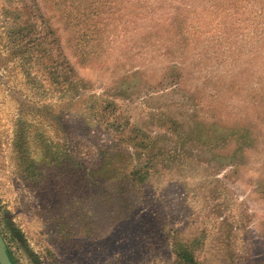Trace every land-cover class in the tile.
Returning <instances> with one entry per match:
<instances>
[{
  "label": "rangeland",
  "instance_id": "rangeland-1",
  "mask_svg": "<svg viewBox=\"0 0 264 264\" xmlns=\"http://www.w3.org/2000/svg\"><path fill=\"white\" fill-rule=\"evenodd\" d=\"M0 232L15 264H264V0H0Z\"/></svg>",
  "mask_w": 264,
  "mask_h": 264
},
{
  "label": "trees",
  "instance_id": "trees-1",
  "mask_svg": "<svg viewBox=\"0 0 264 264\" xmlns=\"http://www.w3.org/2000/svg\"><path fill=\"white\" fill-rule=\"evenodd\" d=\"M33 9L36 10L34 7ZM37 20H38V16L35 15L33 22L29 25V30H28L29 31V38H28L29 43H31L32 48H35L36 52H40L42 55L47 57L51 53V46L56 45V39H54V35L52 31L49 30L48 27L45 29L44 28L40 29L37 23ZM48 59L50 60V63H53L55 61L53 58L48 57ZM55 67L57 68V66ZM55 67H53L52 69H56ZM63 70L65 69L63 68L62 71ZM67 70H68L67 72H64L65 73L64 75L66 77L65 81H67L66 84L73 85L74 87L75 86V83H74L75 73L73 72L71 68H68ZM60 75L59 77L62 78L63 74H60ZM57 85H60V84L57 83ZM8 253L11 257L13 264H15L14 259L9 249H8ZM186 260L189 261V264H194L190 256H186Z\"/></svg>",
  "mask_w": 264,
  "mask_h": 264
},
{
  "label": "water",
  "instance_id": "water-1",
  "mask_svg": "<svg viewBox=\"0 0 264 264\" xmlns=\"http://www.w3.org/2000/svg\"><path fill=\"white\" fill-rule=\"evenodd\" d=\"M0 264H13L6 243L0 232Z\"/></svg>",
  "mask_w": 264,
  "mask_h": 264
}]
</instances>
